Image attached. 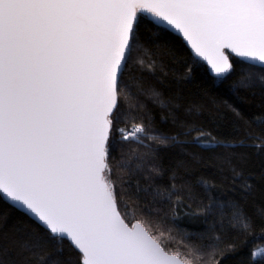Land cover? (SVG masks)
Segmentation results:
<instances>
[{"label":"snow or ice","instance_id":"1","mask_svg":"<svg viewBox=\"0 0 264 264\" xmlns=\"http://www.w3.org/2000/svg\"><path fill=\"white\" fill-rule=\"evenodd\" d=\"M140 14L182 34L217 78L234 71L233 54L264 64V0H0V194L34 216L50 239L66 237L78 264H185L141 222H125L112 178L113 151L169 140L146 120L137 123L138 106L121 100L137 87L125 77L141 44ZM240 71L236 87L255 86ZM258 82L264 85V76ZM119 167L141 172L144 157ZM150 171L163 175L155 165ZM201 184L208 201L201 213L250 227L237 202ZM136 187L153 202L182 206L175 174L168 185ZM39 246L31 239L22 245L39 264H72L59 248L37 256Z\"/></svg>","mask_w":264,"mask_h":264},{"label":"trees","instance_id":"2","mask_svg":"<svg viewBox=\"0 0 264 264\" xmlns=\"http://www.w3.org/2000/svg\"><path fill=\"white\" fill-rule=\"evenodd\" d=\"M142 17L141 44L125 77L137 87L133 97H126L125 90L121 100L126 107L138 106L137 123L146 120L154 135L169 140L167 146L146 141L151 148L128 145L113 151L110 166L121 215L129 226L141 222L166 252L185 264H264V85L258 82L264 67L231 55L234 71L217 78L179 36ZM242 67L255 86L236 87ZM135 154L144 157L141 172L119 167ZM153 165L162 177L151 173ZM173 174L182 189L181 207L138 193L137 185H168ZM201 181L217 198L237 202L250 227L241 230L230 226L228 216L201 213L208 203ZM28 239L40 242L37 256H55L59 248L61 259L78 264L79 253L66 239H50L35 219L0 194V264H39L22 247Z\"/></svg>","mask_w":264,"mask_h":264},{"label":"water","instance_id":"3","mask_svg":"<svg viewBox=\"0 0 264 264\" xmlns=\"http://www.w3.org/2000/svg\"><path fill=\"white\" fill-rule=\"evenodd\" d=\"M140 15H143V16H145L149 21H151L153 24H156L155 23V21H154V19L149 15V14H140ZM156 25H158V26H161V27H164L165 29H167V30H169L170 32H172V33H174L175 35H177V36H179L182 40H183V42L185 43V45H186V47L189 49V51L192 53V55L194 56V53L192 52V50H191V47H190V45L188 44V42L183 38V36H182V34H180L179 32H177L176 30H174V29H172L170 26H168V25H166V24H156ZM226 52H227V50H226ZM232 56H234V54L232 55ZM235 57V56H234ZM196 58H198V57H196ZM198 59H200V58H198ZM239 60H241V58H238ZM201 60V59H200ZM201 61H203V60H201ZM229 61H230V59H229ZM242 61V60H241ZM243 62H246V63H249V64H253V65H257V66H262V67H264V64H261L260 62H256V61H243ZM203 63H205V65L208 67V69H209V71H210V73L212 74V75H214V73L211 71V69H210V66L207 64V62L206 61H203ZM231 63V62H230ZM215 76V75H214ZM2 195V194H1ZM2 197H3V195H2ZM3 199L6 201V202H8L11 206H13L12 205V203L10 202V201H8L6 198H4L3 197ZM14 207V206H13ZM15 209H17L18 211H20V212H22V213H25V214H28L29 216H31L33 219H35L36 220V218L34 217V216H32L30 213H27V212H25L23 209H21V208H17V207H14ZM37 221V220H36ZM38 222V221H37ZM39 223V222H38ZM40 224V223H39ZM136 224V223H135ZM135 224H133V225H135ZM132 225V226H133ZM131 227V226H130ZM64 239H66L69 243H70V241L66 238V237H63ZM70 245H71V243H70ZM72 246V245H71ZM73 247V246H72ZM170 254V253H169ZM170 255H173V254H170Z\"/></svg>","mask_w":264,"mask_h":264}]
</instances>
